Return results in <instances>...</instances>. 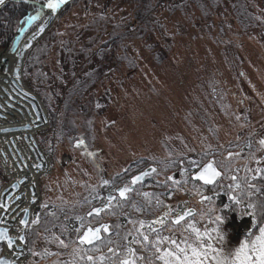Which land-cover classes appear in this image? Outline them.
Listing matches in <instances>:
<instances>
[{
    "label": "rangeland",
    "instance_id": "rangeland-1",
    "mask_svg": "<svg viewBox=\"0 0 264 264\" xmlns=\"http://www.w3.org/2000/svg\"><path fill=\"white\" fill-rule=\"evenodd\" d=\"M35 44L26 56L36 74L23 80L43 98L51 120L33 135L48 166L36 182L27 227L39 230L32 248L27 242L24 264H60L62 256L42 239L56 217L67 218L76 236L87 225H118L125 235L118 257L109 262L100 239L89 245L95 264H142L145 250L157 258L174 250L168 240L153 243L158 237L182 247L184 240L211 245L205 264H217L255 240L264 222L258 225L248 198L264 167V0H72ZM211 159L221 175L205 186L191 173ZM150 167L156 171L132 181ZM0 177H10L1 161ZM131 185L136 197L156 194L155 210L117 192ZM103 192L108 207L87 216L103 206ZM123 201L131 208L118 214ZM184 201L194 216L159 224L144 239L142 219L147 224L167 204L173 214ZM227 207L223 218L218 209ZM190 222L208 233L202 241L187 229Z\"/></svg>",
    "mask_w": 264,
    "mask_h": 264
},
{
    "label": "water",
    "instance_id": "water-1",
    "mask_svg": "<svg viewBox=\"0 0 264 264\" xmlns=\"http://www.w3.org/2000/svg\"><path fill=\"white\" fill-rule=\"evenodd\" d=\"M10 1L12 0H5L4 5ZM13 1H26L31 5H35L37 9L33 14H27L19 21L17 31L15 32L16 34L14 35L10 45L0 47V135L10 134L4 141L3 146L0 145V154L3 162H9L10 165H12V167L14 166L18 171H21L22 167L28 169V164H26L25 160H29L30 155L32 154L36 164H33L32 161H30V164L35 170V173L38 174V172H41L44 168L46 169L48 164L45 162V157L40 151L33 134L36 130H39V128L49 124L51 119L40 94L31 90L29 87H26L24 84L25 82L22 77L23 61L25 52L32 48L35 41L43 36L46 29L52 24L53 19L59 13L61 8L72 0H65V2L56 10H51L45 7L47 0ZM4 5H0V9ZM37 10L41 11L40 17L29 23L28 17L35 15ZM41 28L43 29L42 31ZM18 118H20L22 122H18ZM25 119L30 121L23 123ZM21 147L26 148L31 154H25L23 157L19 149ZM209 162H213V160H208L204 165ZM204 165L192 174L193 179L198 180L196 177L199 171L203 169ZM151 169V167L146 169L145 172L140 173V175L136 177H141L140 180H142L145 176L143 174L150 173ZM216 169L218 170L217 166ZM218 171L220 172V170ZM14 175V178L11 179L8 184L1 186L0 188V205H2V207H0V229L6 228L8 230V234L14 238L15 242L13 246L9 248L6 241H0V244H4L6 252L0 256V260L11 261L13 264H23L17 262L16 260L22 255L25 249L26 231L33 208L30 206L34 205V203L38 200V185L34 181L28 185L30 199L28 206H24L22 205V196L25 195L24 187H26L27 178L24 175ZM134 178L132 179L133 182ZM140 180L135 182H140ZM200 182L203 185L213 184H205L203 181ZM132 187L133 185H131L128 189H131ZM122 189L124 188H118L117 192L120 193ZM110 198L111 194L108 193L107 200ZM203 199H206V197ZM107 207V203L103 206H97V208L104 210ZM94 209L89 211L87 215H90V213L96 214L93 212ZM189 209L193 210L195 215L196 211L193 208ZM21 220H27L28 223L22 224L20 223ZM103 225L108 226L107 223H103L94 228L87 226V228L78 237V240L81 242V238L88 231V229H102ZM17 227H19V229H17ZM108 228L106 231L104 230L105 233L108 232ZM233 231L236 235L240 234L238 227H234ZM20 236H23L24 239L20 240ZM101 238L100 230L98 239L94 240L91 244H88L87 242L83 244L88 247L89 245L98 242ZM13 247L15 250H12ZM25 254H27V251Z\"/></svg>",
    "mask_w": 264,
    "mask_h": 264
},
{
    "label": "trees",
    "instance_id": "trees-1",
    "mask_svg": "<svg viewBox=\"0 0 264 264\" xmlns=\"http://www.w3.org/2000/svg\"><path fill=\"white\" fill-rule=\"evenodd\" d=\"M35 7L20 1H12L1 7L0 9V46L8 45L12 40L14 35L16 34V29L18 27L20 19L23 18L27 13H33ZM108 45V44H107ZM31 54V53H30ZM29 54L25 58L24 70L22 76L27 78L36 74L37 65L33 62V59L29 58ZM260 169H264L261 167ZM254 195L248 198L249 203L252 205V208L255 211V219H257L258 225H262L264 222V173L258 172L257 177L254 178ZM0 183L2 180L0 179ZM215 186V185H214ZM213 186V187H214ZM156 194H152L150 197H146L145 195H141V197H137L138 205L144 206L145 211L147 210H155L156 203L152 202L153 199H156ZM152 202V203H151ZM129 201H123L122 207L118 209V214L124 209L131 208V204ZM150 204V205H147ZM220 216L223 218H227L229 213L231 212L230 207L220 208ZM84 216V215H83ZM86 218V216H84ZM135 217V216H133ZM67 218L58 219L57 217L54 219V222L51 223L49 228H46L42 231L43 240H48L50 243V247L54 246L55 252L54 254L61 255L62 259H60V264H88V256L91 253V248H84L77 242V236L73 231H69L67 226H65V221ZM114 228L111 230L109 236H106L104 240L99 241L97 247L103 245V250L107 256L109 262L115 261L118 257V250L120 249L119 245H121L125 235L118 231V225H113ZM39 228H33L28 233V245L33 247L35 242V237L38 234ZM55 242V243H54ZM144 244V243H143ZM109 249L108 253L104 249L106 247ZM110 258H109V257ZM143 259L140 261L142 264H164L159 258L153 257L150 252L144 251L142 255Z\"/></svg>",
    "mask_w": 264,
    "mask_h": 264
},
{
    "label": "snow or ice",
    "instance_id": "snow-or-ice-1",
    "mask_svg": "<svg viewBox=\"0 0 264 264\" xmlns=\"http://www.w3.org/2000/svg\"><path fill=\"white\" fill-rule=\"evenodd\" d=\"M65 0H47V3L45 7L51 10H56L60 7L61 4H63ZM5 0H0V5H4ZM41 15V11L37 10L36 14L33 16L28 17L29 23L32 21L37 20ZM43 29L41 28V31ZM80 143H83V141H80ZM262 144H264V140L261 141ZM91 155V153H90ZM152 172H155V169H151ZM257 172L264 173V169H257ZM143 175H147V173H144ZM221 175V173L216 169L214 166V162H209L208 164L204 165L203 169L199 171L196 179L203 181L205 184H212L216 181V179ZM141 177H135L134 182L140 180ZM172 179V178H169ZM104 183H107V181H104ZM173 183H179L178 181H175L173 179ZM239 187V185H236ZM129 191V189L126 187L120 191V196L124 197L126 192ZM146 197H150L152 194L145 193ZM235 199V197H233ZM238 202V201H237ZM163 203L162 201L157 200V205ZM2 207V205H0ZM251 207V205H250ZM104 209H94L93 212L96 214H99ZM27 211V210H25ZM91 214V213H90ZM168 213H164V216L158 218L157 220L150 221L149 228L152 231H159L158 229L153 228L152 226L154 224H161L163 225L164 217H166ZM192 215H194L193 210L189 209L184 211L181 215H178L175 219H173L172 223L175 225L181 224L183 221H185L186 218H190ZM20 223L27 224V220H21ZM144 221H140L141 229L144 226ZM102 228L106 231L108 226L103 225ZM187 229L190 230L192 233H194L196 239L198 241H202L204 236H207L208 233L204 232L201 233L200 230L195 226L194 222H190L187 224ZM101 229H88V231L84 234V236L81 238V243L87 242L88 244H91L94 240L99 238V232ZM260 234L255 237V240L253 241H245L241 243L240 247L235 249L233 253V259L230 261H225L222 259H217L215 256H213V259H217V264H264V227L260 228ZM141 235L143 233L141 232ZM210 238V237H209ZM20 240H23L24 237L20 236ZM144 239L147 240L148 237L145 235ZM164 240H168L169 244L174 246L173 248H169L167 250H164L160 254V259L163 260L164 264H205V261L207 260L209 256V249H211V245H209L207 248L203 247L201 244L200 246H197L196 244L188 243L187 240L182 241L183 247L180 243H177L174 239H169L168 237H158L156 241L153 243L159 245ZM0 241H6L7 246L11 248L15 242L14 238L8 234V230L0 229ZM159 251V249H157ZM128 253L130 256H134V252L131 248L128 249ZM101 261L105 259V257L101 256L99 257ZM89 261H92L93 264H95V261H93V258L91 256L88 257ZM0 264H13L11 261H5L0 260ZM122 264H134V260L126 259L122 261Z\"/></svg>",
    "mask_w": 264,
    "mask_h": 264
},
{
    "label": "bare ground",
    "instance_id": "bare-ground-1",
    "mask_svg": "<svg viewBox=\"0 0 264 264\" xmlns=\"http://www.w3.org/2000/svg\"><path fill=\"white\" fill-rule=\"evenodd\" d=\"M26 118V117H25ZM18 122H22L21 120H20V118H18V120H17ZM28 121H30V120H28V119H25V121L23 122V123H25V122H28ZM10 134H7V135H4L5 137H6V139H7V137L9 136ZM34 135V134H33ZM0 136H2V135H0ZM6 139H4L3 141H5ZM20 149V152H21V155L24 157L25 156V154H28V155H30L31 153H29L28 152V150L26 149V148H19ZM26 161V164H28V169H25L24 167H22V170L21 171H18L14 166L13 167H7V165H6V171H7V173L9 174L10 173V170H13L11 173H13V174H19V175H24V176H26V178H27V184L25 185L26 187H24L25 188V195L24 196H22L23 198H22V205H24V206H28V202H29V199H30V196H29V186L28 185H30L31 184V182H37V179L39 178V176L41 175V173L42 172H45V169L44 170H42L41 172H38V174H36L35 173V170L33 169V167L31 166V164H30V161H32V163L33 164H36L35 163V160H34V156H32V154L30 155V159L29 160H25ZM34 205H32V206H30L31 208L33 207ZM242 227H243V229L244 230H247L248 229V227H249V225L247 224V223H245V222H243L242 223ZM1 246H3L4 247V251H5V246H4V244L3 243H1L0 244V247ZM12 250H15V248L13 247V249ZM25 249H24V252L22 253V255L16 260L17 262H19V263H23V261L26 259V256H27V254H25ZM4 254V253H3ZM2 255V254H1ZM0 255V256H1Z\"/></svg>",
    "mask_w": 264,
    "mask_h": 264
},
{
    "label": "flooded vegetation",
    "instance_id": "flooded-vegetation-1",
    "mask_svg": "<svg viewBox=\"0 0 264 264\" xmlns=\"http://www.w3.org/2000/svg\"><path fill=\"white\" fill-rule=\"evenodd\" d=\"M135 187H136V185H135ZM135 187H134L133 189L129 190V191H128L129 193L126 192V194L128 193V194H132V195H134V203H135V206H136V207H140V206L138 205L139 203L137 202L138 200H137V197H136V196H137L136 193H138V192L136 191L137 189L135 190ZM107 188H108V187H107ZM106 190H107V189H106ZM98 193H99V192H98ZM103 193H104V194H103L104 197H103V200L99 202L100 205H105L104 200H105V198H106V196H105L106 193H105V192H103ZM113 198H115V200H117V202H118V204H119V198H121V197L118 196L117 194H115ZM142 221H144V219H142ZM110 249H111V246H110Z\"/></svg>",
    "mask_w": 264,
    "mask_h": 264
},
{
    "label": "crops",
    "instance_id": "crops-1",
    "mask_svg": "<svg viewBox=\"0 0 264 264\" xmlns=\"http://www.w3.org/2000/svg\"><path fill=\"white\" fill-rule=\"evenodd\" d=\"M6 139V137L3 135V136H0V142L2 143L3 140Z\"/></svg>",
    "mask_w": 264,
    "mask_h": 264
}]
</instances>
